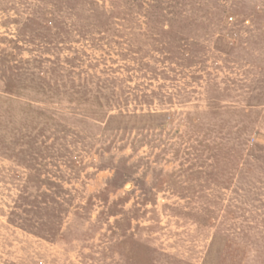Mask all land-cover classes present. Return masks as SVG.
I'll list each match as a JSON object with an SVG mask.
<instances>
[{"label": "rangeland", "instance_id": "374dc122", "mask_svg": "<svg viewBox=\"0 0 264 264\" xmlns=\"http://www.w3.org/2000/svg\"><path fill=\"white\" fill-rule=\"evenodd\" d=\"M91 1L108 9L115 2L120 6L130 3L134 11L130 19H116L117 23L107 26L108 31L99 32V26L89 20L87 27L93 31H86L88 36L76 32L69 39L48 46L41 41L27 42L19 35V20L24 21L40 0H0V48L8 55L16 51L15 57L0 60V67L11 72L10 68L16 69L14 65L35 56L57 59L61 66L71 67L77 83L81 80L95 94L101 92L112 99L116 106L111 112H96L100 115L153 110L186 116L208 110L211 98L218 96L223 112L228 107L252 104L260 121L248 138L245 158L238 165L206 160L195 166L214 170L213 177L206 175L192 182L181 176L183 185L157 189L153 186L155 172L179 171L185 161V155L180 157L173 148L162 151L161 146L175 144L193 151L192 140L181 138L185 133L176 131L177 124L165 127L166 132L160 136H150L147 144L134 151V132L123 139L120 135L114 140L108 137L103 124L91 118L95 116H91V108L95 107L91 101L81 106L65 100L60 104L33 103L57 121L36 156L26 145L17 147L26 150L20 157L10 156L11 148L8 155L0 150V264H125L123 250L110 247L117 242L113 232L117 229L116 220H124L125 214L132 216L127 234L146 233L144 227L157 225L150 239L161 253L159 264H232L235 259L237 264H264V69L257 72V68L249 66V49L238 47L247 36V28L252 27L251 20L264 21V0H192L194 7L203 10L220 5L229 12L214 15L222 17V29L204 21L189 33L180 21H175L174 29L164 32L162 28L171 26V21L149 20L148 10L153 4L169 9L171 0H141V7L132 0ZM191 12L190 5L186 11L184 8L181 18ZM196 15L204 18L207 14ZM9 40L16 41L19 50ZM189 48L192 58L185 54ZM256 55L257 62L262 63L260 56L264 52ZM49 62L45 66H53ZM6 84V76L0 74V91H5ZM123 156H130L129 162H138L139 166L135 178L109 193L110 202L123 200L118 214L111 215L96 194L106 188L114 175L112 165L106 162ZM194 159L190 155L187 166ZM32 164L41 168L42 180L47 178L51 187L40 179H31ZM182 186L187 188L186 193L181 191ZM56 191L63 205L52 202ZM143 191L147 192L146 203ZM46 203L63 213L55 221L61 219L65 231L76 228L74 236L53 240L38 233V227L46 222L42 209ZM172 206L186 207L190 214L179 217L172 213ZM134 212L137 218L133 217ZM206 212L211 214V221ZM227 234L243 248L225 246L223 236Z\"/></svg>", "mask_w": 264, "mask_h": 264}, {"label": "trees", "instance_id": "16d2710c", "mask_svg": "<svg viewBox=\"0 0 264 264\" xmlns=\"http://www.w3.org/2000/svg\"><path fill=\"white\" fill-rule=\"evenodd\" d=\"M89 1L40 0L38 5H33L31 7V11L33 12L22 19L24 21L19 20L20 37L25 38L27 42L41 41L50 46V44L60 43L69 39L72 37V33L75 34L78 32L77 34L82 37L88 36L89 33L87 32L93 31L90 27H87L89 20L94 21L99 26V32H104L109 30L108 28L110 27L107 26L114 25V22L117 23L116 19L119 21L130 19L134 11V6H131L132 4L130 3L126 4V6H120L118 2H115L114 6L108 9L106 7H100L97 2ZM132 1L137 5L139 4V7L143 5L141 0ZM191 3L192 0H171L169 9L163 8L160 3H155L148 10L149 20H151V22H159L161 20L171 21V26L168 28L164 26V28H162L164 32L174 29L173 26L176 24L175 21L183 23L182 28L185 27L186 33H189L188 30H193L196 25L206 23L204 21H207L209 24L215 23L219 29L223 28L222 17L214 18V15L220 12L228 14L229 11L222 10L223 7L220 5H214L207 10H203L200 6L194 7ZM86 5L91 7H87ZM190 5L193 7V13L191 12L192 14H190V16H185V19H182L184 8L186 11ZM199 12H205L207 14L206 17L201 18V16H197L196 13ZM87 13H90V15H87ZM169 13L171 16H169ZM236 19L237 18H233V20ZM237 23L242 22L238 21ZM251 23H253L251 24L252 27L247 28V36L241 41L242 45L240 44L238 47H241L239 48L241 50H243L244 47L249 49L248 55L250 60H247L249 66H252L253 69L257 68V72H261L264 69V61L262 63L261 60L257 62L256 52H264V21L256 22V20L254 21L253 19ZM85 27L87 28L85 29ZM2 40L5 41V39ZM9 41L13 43L14 49L19 50L16 41ZM14 52L16 54V51L12 50L8 55L7 52L5 53V50L0 48V60H3L5 56H14ZM190 52H192L191 48L187 49L185 54L192 58ZM260 57L264 60V56ZM46 61H50L49 63H52L53 66H45L44 63ZM28 62L23 61L20 64L14 65L16 69L10 68L11 72L8 71V68L0 67V74L3 75L4 78L6 76L7 83L5 91H0V150L3 154L6 153V155H8V151L11 148L12 153L10 156L17 155V157H20L21 154H25L26 150L24 148L17 149V147L25 145L30 147L34 156L41 153L38 152V149L43 147L42 144L47 140L46 135L48 131L52 130L57 120L54 115L47 114L46 111L32 106L33 103L47 101L48 103L54 102L60 104L65 100L70 104L81 106L84 102L88 103V101H91L93 106H95L91 108L92 110L90 112H93L91 116H95L90 117L96 122L103 124V132L108 133V137L114 140L120 135V138L123 139L126 135L129 136L130 134V136H132L134 132L131 141V146L134 151L138 150L140 146L147 144V139L150 136H160L163 134L161 132H166L165 127L168 125L175 126V124H177L176 131L178 133L181 132V134L185 133L181 138L185 136L188 140H192L193 151L192 149L190 150L189 147H185L183 150L182 146L176 147L175 144H165V146H161L162 151L173 148L177 155L180 154V157L185 155V161H182L179 171H166L161 169L155 172L153 186L157 187V189H161L164 185L179 187L185 182V180L182 183L180 182L181 176H184L185 179L192 182H198V180L206 175H208V177H213L214 170H202L200 169L201 166H195V164L203 161L211 160L213 163L218 162V160H224L238 165L239 160L245 158L244 150L248 143V138L253 131H255L257 123L260 121L259 116H257L259 113L252 111V104H248L247 107H228L223 112L218 102V96H216L215 100L211 98L208 110L198 113H189L186 116L173 111L153 110H149L146 113H130V111H126L129 113H104L100 115L96 112H111L112 107L116 105L110 97L107 98L103 96L101 92H99V94L92 92L87 87V83H82L81 80L77 83V80L72 75L73 72L71 71V67L67 69L61 66V61L57 59L50 60L45 57L35 56L32 60L28 59ZM66 78L71 79V83L68 81L67 83L65 80ZM103 89V87H100V91H103ZM34 91L37 92L36 95L32 94ZM257 96L260 97V94H257ZM55 130L56 129H54V131ZM74 131L78 132L77 129ZM151 140L153 139L151 138L148 141L150 142ZM46 148H48V145ZM41 155L42 154L38 155V157ZM190 155L195 157V162H189L192 164L187 166V162L190 161ZM129 158L130 156H123L116 160L111 157L106 162L112 165L114 175L107 182L106 188L96 194V198L107 206L106 210H109V214L111 215L118 214L120 211L118 208L119 203L123 200L120 199L110 202L109 193L117 191L125 185V183L133 179V175L139 166L138 162L130 163ZM72 159L74 162H78L77 158ZM35 165L36 164L30 165L31 179L36 178V181H38V179L42 180L41 168ZM42 181L51 187L52 183H48L49 180L47 178ZM182 187L181 191L186 193L187 188L185 186ZM55 195L54 198L52 197V202L63 205V200L59 198L60 194L58 191L55 192ZM143 195H145L143 203H146L148 200L147 192L143 191ZM149 198L153 199L152 196H149ZM48 202L52 203L50 201ZM49 203H46L44 208H42L43 204H40V206L38 205L47 216L46 222L38 227V233L53 240L66 238L69 234L74 236L77 231L76 228L71 227L65 231L61 224V219L55 221V217L62 218L63 213H57L55 207ZM170 209L172 213L179 217H186L188 213L190 214V210L187 211L186 207L183 209L172 206ZM206 216L209 221L212 220L211 214L208 212H206ZM123 217L125 218L124 220L122 218L116 220L115 226L118 230L113 229V232L117 234L115 239L117 242L112 243L110 247L114 249V251H119L117 249L123 250V254H125V264H159V256H161V253L154 247L150 239V235L153 231L152 229L157 227V225L154 224L147 228L144 227L143 230H146L147 234L145 232L127 234L126 228H128L131 223L132 216L125 214ZM133 217L137 218L138 214L134 212ZM223 237H226L224 239L226 241L225 246L229 249L232 246H234L236 250H241L243 248L239 242L231 239L228 234ZM220 248L222 252L224 247L221 245ZM236 260L237 259L231 263L237 264V262H235Z\"/></svg>", "mask_w": 264, "mask_h": 264}]
</instances>
